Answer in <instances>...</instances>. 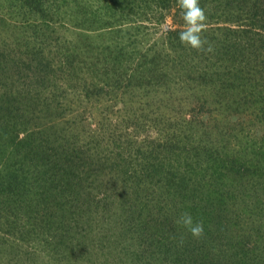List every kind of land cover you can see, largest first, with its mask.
Masks as SVG:
<instances>
[{"label": "trees", "instance_id": "1", "mask_svg": "<svg viewBox=\"0 0 264 264\" xmlns=\"http://www.w3.org/2000/svg\"><path fill=\"white\" fill-rule=\"evenodd\" d=\"M178 1L0 0L1 252L7 246L30 263L83 255L84 235L97 227L103 249L132 242L129 264H264V0H199L207 17L200 50L179 40ZM154 7L158 20L177 23L165 31L164 52L135 44L139 18ZM12 33L22 41L5 43ZM88 33L100 39V55L77 47ZM109 91L156 108L146 118L153 141L137 144L140 172L128 151L114 154L110 177L96 174L75 147L69 128L79 112L67 105ZM30 117L46 128L28 125ZM249 119L259 138L232 144ZM115 181L123 187L105 186ZM185 213L203 223L201 236L178 223Z\"/></svg>", "mask_w": 264, "mask_h": 264}, {"label": "rangeland", "instance_id": "2", "mask_svg": "<svg viewBox=\"0 0 264 264\" xmlns=\"http://www.w3.org/2000/svg\"><path fill=\"white\" fill-rule=\"evenodd\" d=\"M175 11L176 10L172 8L170 10V13H174ZM143 12L145 13V15H148V18H146L144 15H142L143 19L139 18V23H142L141 25L143 26L145 24V26L144 27L142 26V28H140L143 32V35L140 34L141 38H138L139 41L137 40L135 42L136 46H138L137 48L139 49V47H141L142 49H144L142 46H145V47H150L151 49L153 48L151 53H153L155 50L164 52L163 47L166 45V42H167V39L165 37V33H166L165 31L177 25V23L174 21V17L169 15L164 20H158L157 18L160 16V12L156 7H154V9L147 8ZM181 18H183V14ZM245 18L249 21H253L250 18V15L248 13L243 14L242 19L245 20ZM184 24H185V21H184ZM22 34L23 33L19 35L22 37ZM88 34L90 35V37L85 36V35L83 36V37H88V38H83L86 43L79 41L76 44H80V46H77V47L79 49H82L83 51L87 49L86 47L91 48L92 50L87 52V55H92V53L94 55L95 54L100 55L98 52V48L99 50L101 48L100 39L95 37V34L93 33H88ZM14 36H15V33H12L10 38L6 39L5 43H11L12 41L14 42L22 41V38L20 39L19 37L18 39L15 40ZM124 43L125 42H121V45ZM136 46L130 45L128 48L125 47L126 48L125 49V60H126L125 63L126 64L125 63L124 64L126 66L131 64L130 53L132 52V50H134ZM88 57L90 58L91 56H87V58ZM92 59L94 61L97 60L96 57ZM114 95L115 93L109 91V92H105L104 95L100 97V100H98L97 102L95 99H92L90 100V102L88 101L83 102V103L73 102L71 105L70 104L67 105L69 109L76 108L77 110L76 112H79L77 117L71 118L72 127L69 128L72 133L79 135L77 136V139L75 138V142H74V144H76L75 147H78L80 151L83 150V152L88 156L86 157L88 160L95 162V163H90L85 168L89 171L91 170V172H94L96 174H98L99 171H102L107 174L115 173V172L110 171L111 169L110 163L111 161H114V154L115 153L125 154L128 151L132 152V154L129 156V160L132 161L129 165L131 170L133 168H136L133 170V172L135 170L140 172L141 167H140V164L138 163L141 160V156H143L144 153L139 152L137 144H143L144 139H146L147 142L153 141V137L155 135L154 134L152 135L150 133L149 127H150L151 122L147 121L146 118L153 116V114L151 113L156 112V108L154 106L146 105V103H149V99L145 103L135 102L139 97L138 94L135 95L132 102L129 103L126 101L127 104L124 101L118 102V100L116 99V96ZM75 96H76L75 94L71 95L73 99L76 98ZM118 97L123 98L122 96H118ZM95 102L97 103L96 105H95ZM134 102L136 103V105L134 104ZM66 118H68V116ZM91 118L93 120L89 122V119ZM249 118L254 119V116L252 115ZM29 119H32V118L30 117ZM251 119H249L250 121L248 122L246 121L244 122V124H242V127L244 128L243 130L238 131L237 129L234 132V134L235 135L237 134V136L232 138V141H234L232 144L236 143L238 141V138L244 135L245 136L243 137V139L246 142H248V137L251 139L259 138L258 135L261 134L262 128L260 127L259 123L253 124L251 122ZM87 122H89V124ZM34 123H37L41 125L42 127L46 128V125H45L46 123H42L34 119L28 122V125L34 126ZM89 134L91 136H89ZM224 135L223 136L220 135V140H219L220 144L223 143ZM136 136H139L141 141L134 143ZM97 141H101L102 145L100 147H97L94 145V144H97L96 143ZM128 141L130 145H126ZM238 146H236V149L239 148ZM106 162L108 163L107 165H106ZM108 175L110 177V174ZM99 176H100V182L102 179L105 180L106 178L104 177L103 173H100ZM126 184L131 185L130 182H126ZM105 186L107 187L111 186L110 188L111 190L114 188L123 187L121 182L119 181H115L113 184L111 182L110 183L106 182ZM111 190H109L108 188V190L106 191L109 193ZM97 218H100V217H97ZM93 225H95V223H93ZM8 228H9V225L5 224L2 229L7 230ZM151 229H153V227H151ZM50 232L54 233V227L52 228ZM107 233L110 234V232H107ZM1 236L4 237V234L1 233V229H0V237ZM84 236H88L84 239H86L88 243H90L88 245L90 252L87 251L83 255H75L73 257L68 258L65 253L63 258H61L60 256H54L53 259L48 256L47 257L45 256L46 258H44L43 256H37L36 258H34L33 262L30 263L28 261L23 262L19 258L21 254L20 251L17 256L11 255L9 253L11 248L6 246L5 248L6 252L3 253L0 251V257L5 262V264H11L12 261L10 262V258H13L14 260L13 264H123V262H126V261H127L126 264H129L131 261L134 260L133 253H135V251L134 252L130 251L129 245L127 244H131L132 242L129 240L125 242L126 244L121 243L119 245V247L121 248L120 250L113 252L114 247L111 246L110 244H109L108 249H103L102 246L107 241V237L103 236V231L101 228L96 227V229L95 228L90 229L87 232V235L85 234ZM6 237L7 236H5V238H2V239H7ZM9 237L10 239L8 241H10L11 243L13 241H15V243L18 242V240L11 238L12 236H9ZM134 244H136V241H134Z\"/></svg>", "mask_w": 264, "mask_h": 264}, {"label": "clouds", "instance_id": "3", "mask_svg": "<svg viewBox=\"0 0 264 264\" xmlns=\"http://www.w3.org/2000/svg\"><path fill=\"white\" fill-rule=\"evenodd\" d=\"M180 6L184 10L183 19L185 21L184 29L178 34L180 42L197 50L204 48L207 41L202 36V32L207 17L199 0H180ZM207 50L211 51V48L209 47ZM178 223L187 227L195 237L203 234V223L194 222L190 213L183 214Z\"/></svg>", "mask_w": 264, "mask_h": 264}]
</instances>
